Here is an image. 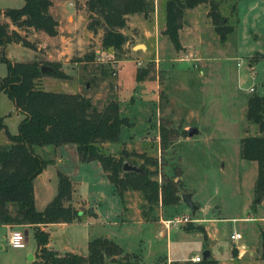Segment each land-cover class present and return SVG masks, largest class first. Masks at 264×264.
Returning a JSON list of instances; mask_svg holds the SVG:
<instances>
[{"label":"rangeland","instance_id":"rangeland-1","mask_svg":"<svg viewBox=\"0 0 264 264\" xmlns=\"http://www.w3.org/2000/svg\"><path fill=\"white\" fill-rule=\"evenodd\" d=\"M52 1L53 12L62 21L63 30L73 31L48 36L24 29L21 33L25 43L8 44V59L59 62L68 77L44 75L39 83L41 88L83 94L98 109L116 101L128 124L121 128L119 141L105 142L101 151L118 157L125 148L137 165L143 161L136 156L139 153L157 159V166L149 168L158 169L159 182L161 174L171 177L173 168L180 167L181 179L183 176L186 183L182 191L193 192L192 200L199 206L192 214L182 200L174 206L160 205L153 216L149 215L153 220L145 221L141 215L146 204L142 194L128 191L122 205L100 163L78 160L74 144L62 148L57 155L59 162L54 146H33L35 153L52 160L43 169L45 178L34 180L35 208L43 210L53 199L57 192V171H61L71 178L75 188L71 204L82 213L80 221L49 228L54 247L61 250L58 252L70 250L86 256L87 241L103 235L127 252L139 250L140 264H197L190 258L195 253L202 257L205 248L201 243L208 232L218 241L221 260L228 264H264V242L260 235L264 221L257 219L264 216V197L252 206L257 166L256 162H242L238 156L240 138L259 134L258 126L246 118V100L253 94L264 96V0H214L225 16L224 21L233 26L223 43L210 16L203 12L204 4L209 9L208 3L200 5L196 13L186 9L179 30V40L185 49L182 46L175 49L163 34L166 1L159 0L158 14L154 9L146 20L149 30L156 25L161 37L157 47L155 38L151 34L146 37L139 27L142 15L138 19L132 16L122 30L127 35L122 50H109L112 61L106 57L98 59L101 31L89 37L84 35L85 26L80 19L87 22V11L83 9L86 0ZM23 4L24 0H0V8H19ZM68 15L75 19L73 24ZM137 44H146L148 48H132ZM92 52L93 61L79 60ZM149 64L151 72L138 82L136 69ZM6 73L7 64L0 62V78ZM0 116L8 131L17 134L23 114L4 92H0ZM159 124L180 132L164 150L159 146ZM7 142L1 129L0 144ZM183 215L192 221L198 218L211 221L206 226L167 223ZM160 216L164 222L158 224ZM247 216L253 219H245ZM23 227L15 225L13 230L23 231ZM231 232H239L243 235L240 242L247 244L238 247L239 257L232 263L226 243ZM6 238L7 231L0 227V264H32L29 258L35 250L32 232L24 249L6 245ZM258 243L259 249L255 247ZM169 256L174 260L168 262Z\"/></svg>","mask_w":264,"mask_h":264},{"label":"trees","instance_id":"trees-1","mask_svg":"<svg viewBox=\"0 0 264 264\" xmlns=\"http://www.w3.org/2000/svg\"><path fill=\"white\" fill-rule=\"evenodd\" d=\"M154 2L155 0H86L83 4V9L87 11L86 28L92 34L101 31L102 49L120 51L127 41V35L122 30L128 26L129 16L137 14L142 15L144 20L149 19L155 9ZM203 3L210 5L207 15L222 43L233 31V26L224 21L225 16L214 0H166L163 34L175 49L181 48L179 30L183 26L185 10ZM51 6V0H24L19 8H0V62L7 64V73L0 78V92L6 93L14 107L23 114L17 134L8 131L0 116V130L3 129L8 140L7 143L0 144V223L12 226L28 224L33 227L37 255L32 264H140L141 252H127L107 237L90 239L86 256L72 252L60 254L47 247L49 234L40 228L42 224L80 221L82 213L72 206L75 188L70 177L61 171H57V192L53 199L43 210L35 208L33 180L52 160L35 153L33 146L52 145L58 148L74 144L82 162L97 160L100 163L122 205L128 191L142 194L146 204L141 208V215L145 221L153 220L154 217L149 215L153 216L158 206L177 205L184 193L180 167L173 168L171 177L161 174L162 181L159 182L156 177L158 169L149 168L157 166V159L145 153L136 154L143 159L138 165L143 173H123V160L135 163L130 160L132 153L122 148L116 157L101 151L105 142H118L121 128L128 124L126 117L121 116L116 101H110L105 107L98 109L83 94L41 88L39 83L44 75L68 77L59 62H17L8 59L7 45L19 42L24 44L21 33L25 32L24 29L43 32L48 36L58 34V21L50 12ZM94 57L92 52L79 60L88 62L93 61ZM42 65L50 66L52 70L43 73ZM151 69L152 64L137 68L135 79L138 82L145 80ZM246 118L259 129L258 135L243 136L239 140L240 158L256 162L257 165L252 200L254 207L264 197V96L253 94L247 98ZM158 132L159 146L163 150L180 135V132L173 131L164 124H159ZM261 238L264 242V231H261ZM235 254L233 251V255ZM196 263L218 264L217 260L209 256Z\"/></svg>","mask_w":264,"mask_h":264},{"label":"crops","instance_id":"crops-1","mask_svg":"<svg viewBox=\"0 0 264 264\" xmlns=\"http://www.w3.org/2000/svg\"><path fill=\"white\" fill-rule=\"evenodd\" d=\"M52 1V0H51ZM163 1H166V0H163ZM159 2V0H155V12H157V14H158V3ZM70 5H72V3L70 2L69 3ZM200 5H203V4H200ZM200 5H197V6H195V7H193V8H190V9H192V11H194L195 13L197 12V10H199V9H201V7H200ZM206 4H204L203 5V7H204V14L205 15H207V12H208V8L205 6ZM53 7H54V3H53V1H52V6H51V8H50V12H51V14L53 15V17L58 21V34H60V35H62V33H69L70 34V32H72L73 30H63V28H62V21L59 19V18H57L56 17V15H55V13L53 12ZM76 11H78L77 9H76ZM191 11V10H190ZM76 14H77V12H76ZM156 14V13H155ZM76 16H78V15H76ZM132 16H134L136 19H138V15L137 14H133V15H130L129 16V18H131ZM133 17V18H134ZM70 20V22H71V24H73L74 22H75V19L73 18V16H71V15H68V21ZM83 23H84V26H85V29H84V35L86 36V37H89V36H92V33L86 28V21H83V18H81L80 19ZM140 22V25H139V27H141L142 29H143V33H144V35L147 37L148 36V34H151V36L153 37V40H154V38H155V46L157 47V45H158V43H159V39L161 38H159V35H158V30L156 29V25H152L151 26V29L152 30H149V28H148V25H149V22L148 21H146V20H140L139 21ZM147 22V23H146ZM150 27V26H149ZM75 31H77V30H75ZM57 34V35H58ZM56 35V36H57ZM161 36H163V35H161ZM63 37V36H62ZM145 45V47L146 48H148V46L146 45V44H144ZM181 46L183 47V49H185V46H183L182 44H181ZM134 46H132V48H133ZM58 60V59H57ZM69 144H65V145H62V146H60V147H58V148H56L55 149V158H56V161L57 162H59L60 160H59V158L57 157V155H59V153L61 152V150H62V148H64L65 146H68ZM73 145V144H72ZM66 148V147H65ZM75 148H76V146H75ZM76 151H77V149H76ZM238 156H239V146H238ZM77 159L78 160H80L79 159V156H78V153H77ZM239 159L242 161V162H246V161H244V160H242L241 158H240V156H239ZM81 161V160H80ZM82 162V161H81ZM257 166V165H256ZM257 172V171H256ZM105 174V173H104ZM106 176V175H105ZM45 178V174H44V172H42L41 174H39V175H37L36 177H35V179L34 180H36V178ZM71 179V178H70ZM34 180H33V183H34ZM182 180H184V178H183V176H182ZM185 181V180H184ZM185 183V182H184ZM185 186H186V183H185ZM113 192H114V190H113ZM187 192H190L191 193V198L193 199V192H191L190 190H187ZM114 194H115V192H114ZM34 197H35V193H34ZM195 202V204L197 205V210L199 209V206H198V204H197V201L195 200L194 201ZM49 203V202H48ZM196 210V211H197ZM195 211V212H196ZM245 219H253V218H251L250 216H247V217H245ZM258 220H261V221H264V216H259L258 218H257ZM211 220H209V219H204V218H198V219H196L195 221H191V223H195V224H202L203 226H206L207 225V223L208 222H210ZM73 222H75V221H73ZM73 222H70V223H48V224H42V225H40V228L41 229H43L44 231H46V232H48V234H49V241H48V244H47V247L50 249L51 247H53V250H56V251H61V250H59V249H56L55 247H54V244H53V241H52V235H51V233L52 232H50V230H49V228L50 227H54V226H62V225H68V224H73ZM138 222H142V223H147V222H144V221H142V220H138ZM162 222H164V220H163V218H162V216H160V219L158 220V224H161ZM188 223V222H187ZM190 223V222H189ZM15 226V225H14ZM14 226H12V225H9V224H1L0 223V227L1 228H4L5 229V231H7V238H6V242H5V244L6 245H8L9 246V244H8V238H9V235H10V233H11V231L14 229ZM176 226V225H175ZM30 231L32 232V235H33V228H32V226H30V225H28V224H25V227H23V232L25 233V235H26V243L28 242V235H29V233H30ZM206 231H209V229L208 230H206ZM261 231H264V229H261ZM261 231H260V235H261ZM232 233H234V232H231L230 233V235L232 234ZM96 235H98V234H96ZM230 235H229V237H228V242H226L227 243V254H228V256H229V262H231L232 260H233V262L236 260V259H238V257H239V253H240V251H238V247L239 246H241V247H247V244L246 243H244V242H240V240L243 238V235H242V237L240 238V239H231L230 238ZM99 236H103V235H99ZM99 236H95V237H99ZM103 237H105V236H103ZM204 237V236H203ZM34 238V237H33ZM92 238H94V237H92ZM91 238V239H92ZM35 240V239H34ZM89 241V240H88ZM88 241H87V243H88ZM229 243H230V245H229ZM202 244V247H204L205 248V250H207L208 251V253H209V257L210 258H213V259H215V260H217V262H218V264H228L227 262H225V261H223V260H221L220 259V257L218 256V246H217V244H218V241L215 239V235L214 234H208V232H207V236H206V238H204V241L201 243ZM258 245L259 246H257V245H255V247L257 248V249H259L260 248V244L258 243ZM22 249H24V248H22ZM35 250H34V252H32L31 254H29V258H30V260H32V263H33V261L36 259V255H37V247H36V242H35V248H34ZM52 249V248H51ZM205 250H203V252L205 251ZM233 251L236 253L235 255H233ZM63 252H72V253H76V252H73V251H70V250H65V251H63ZM202 252V253H203ZM196 255H198L197 253H195ZM194 254V255H195ZM264 254V253H263ZM193 255V256H194ZM236 255H238L237 257H236ZM85 256V255H84ZM263 256V255H262ZM261 256V257H262ZM192 257V256H191ZM263 259H264V257H263ZM171 260H174V259H172V258H170V256L169 257H167V261L169 262V261H171ZM232 263V262H231Z\"/></svg>","mask_w":264,"mask_h":264},{"label":"built area","instance_id":"built-area-1","mask_svg":"<svg viewBox=\"0 0 264 264\" xmlns=\"http://www.w3.org/2000/svg\"><path fill=\"white\" fill-rule=\"evenodd\" d=\"M109 50L110 49H102L100 52H97V54H100V57H98V59L100 60H104V57H106L108 60L112 61L111 58L109 56ZM252 87L250 88V91H252ZM191 218L188 215H183L180 217H175L169 221H167L168 224H172V225H176V224H180V223H187V222H191ZM166 223V226H168V224ZM242 237V235L239 232H234L230 235L231 239H240ZM8 244L9 246H11L12 248L15 249H22L25 247L26 244V235L23 231H19V230H12L9 238H8ZM203 258V256L201 257L200 255H196L190 258V260H192L193 262H199L201 261V259Z\"/></svg>","mask_w":264,"mask_h":264},{"label":"water","instance_id":"water-1","mask_svg":"<svg viewBox=\"0 0 264 264\" xmlns=\"http://www.w3.org/2000/svg\"><path fill=\"white\" fill-rule=\"evenodd\" d=\"M134 49H138V48H141V49H144L145 48V45L144 44H137L133 47ZM52 68L50 66H47V65H42L41 66V72H46V71H51ZM189 136L192 135V131L189 130L188 132ZM122 172L123 173H138V172H141L143 173L142 169L135 163L129 161V160H123L122 162ZM191 193L190 192H184L181 194V200L182 202H184L190 209H191V213L194 214L195 211L197 210V205L193 202L192 198H191ZM93 212L92 208L89 209V213L91 214ZM139 252V250H137ZM202 256L203 258H206L209 256V253L207 250H205L203 253H202Z\"/></svg>","mask_w":264,"mask_h":264}]
</instances>
